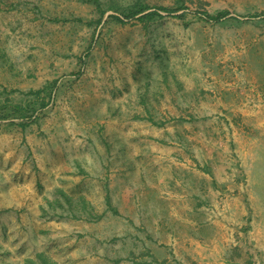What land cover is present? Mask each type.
Segmentation results:
<instances>
[{"label":"rangeland","instance_id":"rangeland-1","mask_svg":"<svg viewBox=\"0 0 264 264\" xmlns=\"http://www.w3.org/2000/svg\"><path fill=\"white\" fill-rule=\"evenodd\" d=\"M28 258L264 264V0H0V264Z\"/></svg>","mask_w":264,"mask_h":264},{"label":"trees","instance_id":"trees-1","mask_svg":"<svg viewBox=\"0 0 264 264\" xmlns=\"http://www.w3.org/2000/svg\"><path fill=\"white\" fill-rule=\"evenodd\" d=\"M142 8H144V7H142ZM142 8L140 7V9H138V10H136V11H142ZM136 14V13H135ZM155 14H158L157 13V11H148V12H146V13H143V14H141V15H139V19H143V18H151V17H153ZM223 14L224 13H218V14H216V15H207L206 17L207 18H212V19H219L221 16H223ZM132 15H134L133 13H132ZM118 19H119V17H118ZM26 264H34V260L33 259H30V258H28L27 260H26Z\"/></svg>","mask_w":264,"mask_h":264}]
</instances>
